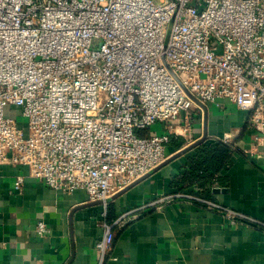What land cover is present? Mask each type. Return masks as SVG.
<instances>
[{
  "label": "built area",
  "instance_id": "2783aa9c",
  "mask_svg": "<svg viewBox=\"0 0 264 264\" xmlns=\"http://www.w3.org/2000/svg\"><path fill=\"white\" fill-rule=\"evenodd\" d=\"M219 99L248 111L264 143V0H0V164L25 165L57 191L85 190L107 210L167 160L171 135L191 129L193 111ZM157 123L165 133L144 134ZM218 141L238 148L231 134ZM24 182L18 175L20 193ZM177 199L264 226L176 191L103 221L96 264L109 258L115 226ZM36 231L50 229L40 220Z\"/></svg>",
  "mask_w": 264,
  "mask_h": 264
},
{
  "label": "crops",
  "instance_id": "0c3cea01",
  "mask_svg": "<svg viewBox=\"0 0 264 264\" xmlns=\"http://www.w3.org/2000/svg\"><path fill=\"white\" fill-rule=\"evenodd\" d=\"M186 118L183 113L179 131ZM191 125L185 134H172L179 138L166 146L168 161L113 198L107 210L85 190L57 191L31 177L25 165L0 164V264H96L103 221L176 192L178 180L193 167L197 144L226 134L238 148L206 196L264 221V143L248 128V111L219 99L193 111ZM161 127L148 132L165 133ZM20 174L21 193L15 189ZM40 220L50 229L46 235L36 231ZM114 234L105 264H264V226L232 224L222 212L191 200L148 207L115 226Z\"/></svg>",
  "mask_w": 264,
  "mask_h": 264
},
{
  "label": "trees",
  "instance_id": "16d2710c",
  "mask_svg": "<svg viewBox=\"0 0 264 264\" xmlns=\"http://www.w3.org/2000/svg\"><path fill=\"white\" fill-rule=\"evenodd\" d=\"M148 131L146 130L144 133H149ZM178 138L176 135H171L170 141H178ZM207 142L206 140L202 141L194 148L197 153L193 167L185 174L186 179L178 180L179 187L176 189L177 191L189 190L197 195H208L211 192L210 182L213 181L216 174L230 164L231 157L236 150L234 147L221 141ZM178 143L182 144L180 141ZM178 143L176 146H178ZM188 176L190 177L189 183L185 184L184 181L189 178Z\"/></svg>",
  "mask_w": 264,
  "mask_h": 264
},
{
  "label": "rangeland",
  "instance_id": "374dc122",
  "mask_svg": "<svg viewBox=\"0 0 264 264\" xmlns=\"http://www.w3.org/2000/svg\"><path fill=\"white\" fill-rule=\"evenodd\" d=\"M10 114H11L12 116L16 117V118H17L18 120H20V121H24V122L27 121V119H26L25 117L22 116V114H21V110H20V108H18V107H13V110L10 112ZM152 128H154V129H155V128L158 129L157 132H161V129H162L160 123L154 124V126H153ZM144 134H148V133H144Z\"/></svg>",
  "mask_w": 264,
  "mask_h": 264
},
{
  "label": "water",
  "instance_id": "95a60500",
  "mask_svg": "<svg viewBox=\"0 0 264 264\" xmlns=\"http://www.w3.org/2000/svg\"><path fill=\"white\" fill-rule=\"evenodd\" d=\"M205 106V105H204ZM168 160H166L164 163H162L160 166H158L157 168H155L154 170H152L151 172L147 173L146 175H144L143 177L139 178L138 180H136L134 183H132L131 185H129L128 187H126L125 189H123L122 191H120L119 193L115 194L113 198L117 197L119 194L123 193L125 190L129 189L132 185H134L135 183H137L138 181L142 180L143 178L151 175L154 171H156L157 169H159L160 167H162Z\"/></svg>",
  "mask_w": 264,
  "mask_h": 264
}]
</instances>
